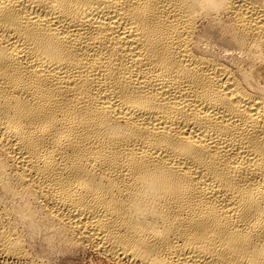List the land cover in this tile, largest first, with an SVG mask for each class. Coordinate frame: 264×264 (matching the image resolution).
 Here are the masks:
<instances>
[{"label":"bare ground","instance_id":"1","mask_svg":"<svg viewBox=\"0 0 264 264\" xmlns=\"http://www.w3.org/2000/svg\"><path fill=\"white\" fill-rule=\"evenodd\" d=\"M35 235L264 264V0H0V255Z\"/></svg>","mask_w":264,"mask_h":264},{"label":"rangeland","instance_id":"2","mask_svg":"<svg viewBox=\"0 0 264 264\" xmlns=\"http://www.w3.org/2000/svg\"><path fill=\"white\" fill-rule=\"evenodd\" d=\"M27 249L32 255H34L35 260L37 259L36 261L38 264H126L102 257L99 253H96L93 250L85 249V251H82L83 249H80L78 251H70L58 245L55 246V244H48V242L40 235L28 237ZM0 264L24 263L15 258L0 255Z\"/></svg>","mask_w":264,"mask_h":264}]
</instances>
